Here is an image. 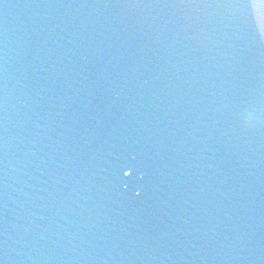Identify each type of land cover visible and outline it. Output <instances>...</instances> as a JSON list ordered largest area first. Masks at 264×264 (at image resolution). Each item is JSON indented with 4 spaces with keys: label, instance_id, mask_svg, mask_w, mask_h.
Wrapping results in <instances>:
<instances>
[{
    "label": "water",
    "instance_id": "1",
    "mask_svg": "<svg viewBox=\"0 0 264 264\" xmlns=\"http://www.w3.org/2000/svg\"><path fill=\"white\" fill-rule=\"evenodd\" d=\"M174 2L0 0L3 264H264V35Z\"/></svg>",
    "mask_w": 264,
    "mask_h": 264
},
{
    "label": "snow or ice",
    "instance_id": "2",
    "mask_svg": "<svg viewBox=\"0 0 264 264\" xmlns=\"http://www.w3.org/2000/svg\"><path fill=\"white\" fill-rule=\"evenodd\" d=\"M228 3L246 9L249 24L255 28L258 33L264 35V0H228ZM171 6L194 7L197 6V0H175ZM233 124L240 133L249 134L255 130L256 119L250 110L241 108L234 113ZM141 170L144 171L145 178H147V171L143 168H141ZM132 175L133 172L131 170L124 171V176L131 177ZM136 195L139 196L140 193H136ZM0 264H3V262L0 261Z\"/></svg>",
    "mask_w": 264,
    "mask_h": 264
}]
</instances>
